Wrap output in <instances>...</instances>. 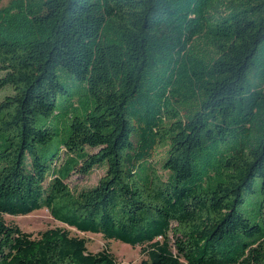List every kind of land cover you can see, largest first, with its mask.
Instances as JSON below:
<instances>
[{
  "label": "trees",
  "instance_id": "16d2710c",
  "mask_svg": "<svg viewBox=\"0 0 264 264\" xmlns=\"http://www.w3.org/2000/svg\"><path fill=\"white\" fill-rule=\"evenodd\" d=\"M0 88V215L138 264H264V0H10ZM86 244L0 218V264H117Z\"/></svg>",
  "mask_w": 264,
  "mask_h": 264
},
{
  "label": "rangeland",
  "instance_id": "374dc122",
  "mask_svg": "<svg viewBox=\"0 0 264 264\" xmlns=\"http://www.w3.org/2000/svg\"><path fill=\"white\" fill-rule=\"evenodd\" d=\"M9 1L10 0H2L0 7H5ZM68 83L69 91L75 90L78 86L76 81L71 78H69ZM9 94H11L10 89L0 88V100ZM162 157V150H158L154 161H156L155 165L158 171L162 174H165L164 171L160 170V161ZM103 173L104 172L102 169H94L90 175L85 177L74 173L71 174L65 182L71 189L74 190L91 188L97 184L100 177L103 176ZM0 218H2L7 224L16 225L23 232L32 234L34 237L38 236L39 233L49 229L61 228L67 230L71 236L85 239L87 242V250L91 253H96L103 249L109 250L116 259L117 264H138L143 260H147L148 258L147 254L144 253L143 248L140 246L131 247L119 241L105 240L99 234L78 232L74 228L68 227L63 223L54 220L46 209H41L24 216L0 215Z\"/></svg>",
  "mask_w": 264,
  "mask_h": 264
}]
</instances>
